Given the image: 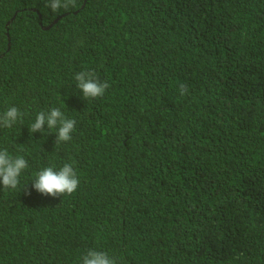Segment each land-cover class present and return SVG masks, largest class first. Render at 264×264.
Returning a JSON list of instances; mask_svg holds the SVG:
<instances>
[{
  "label": "trees",
  "instance_id": "trees-1",
  "mask_svg": "<svg viewBox=\"0 0 264 264\" xmlns=\"http://www.w3.org/2000/svg\"><path fill=\"white\" fill-rule=\"evenodd\" d=\"M48 3L0 0V114H25L0 149L29 164L0 185V264H264V0ZM51 108L71 141L29 132ZM65 163L75 193L32 188Z\"/></svg>",
  "mask_w": 264,
  "mask_h": 264
},
{
  "label": "clouds",
  "instance_id": "clouds-1",
  "mask_svg": "<svg viewBox=\"0 0 264 264\" xmlns=\"http://www.w3.org/2000/svg\"><path fill=\"white\" fill-rule=\"evenodd\" d=\"M76 0H49L46 5L53 12L59 9H68L74 6ZM77 89L83 98L93 100L103 97L110 87L108 82H101L91 71H80L74 77ZM180 94L187 92L185 85H180ZM22 113L17 107L11 106L0 114V127L11 129L18 121H22ZM47 130H55V145L71 141L75 130L76 121L64 115L60 108H51L48 111H40L35 121L30 125V133H45ZM29 167L28 161L22 155L13 156L7 149H0V185L4 189L14 190L20 184L21 174ZM80 180L71 163H65L59 170L54 167H45L36 173L32 181V188L44 196L57 198L64 195H72L78 189ZM30 194V193H29ZM82 264H117L116 260L106 252L88 250L82 257Z\"/></svg>",
  "mask_w": 264,
  "mask_h": 264
}]
</instances>
